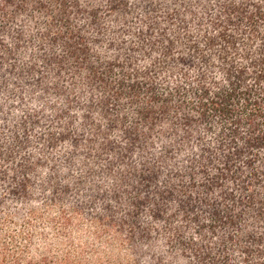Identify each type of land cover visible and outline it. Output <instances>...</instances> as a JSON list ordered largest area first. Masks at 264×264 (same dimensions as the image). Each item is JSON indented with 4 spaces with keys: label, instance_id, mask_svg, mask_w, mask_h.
<instances>
[{
    "label": "trees",
    "instance_id": "obj_1",
    "mask_svg": "<svg viewBox=\"0 0 264 264\" xmlns=\"http://www.w3.org/2000/svg\"><path fill=\"white\" fill-rule=\"evenodd\" d=\"M0 264H264V0H0Z\"/></svg>",
    "mask_w": 264,
    "mask_h": 264
},
{
    "label": "rangeland",
    "instance_id": "obj_2",
    "mask_svg": "<svg viewBox=\"0 0 264 264\" xmlns=\"http://www.w3.org/2000/svg\"><path fill=\"white\" fill-rule=\"evenodd\" d=\"M32 224L37 228L43 226L39 221H34ZM72 228L73 230L69 232H71V236L75 243L79 245H84L83 243H85L88 238H91L95 231L94 223L82 217L74 219ZM49 233L51 234L52 230L49 229Z\"/></svg>",
    "mask_w": 264,
    "mask_h": 264
}]
</instances>
